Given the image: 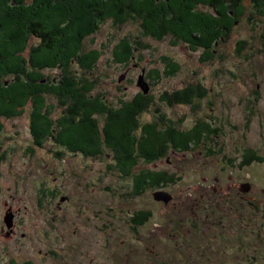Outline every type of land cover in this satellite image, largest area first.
I'll return each instance as SVG.
<instances>
[{"label": "rangeland", "instance_id": "1", "mask_svg": "<svg viewBox=\"0 0 264 264\" xmlns=\"http://www.w3.org/2000/svg\"><path fill=\"white\" fill-rule=\"evenodd\" d=\"M233 7L236 15L227 11L232 20H237L231 29V37L218 47L215 55L208 54L209 60L203 58L207 50H194L171 32L163 38L144 35L143 17L136 12H130L131 16L121 22L113 19L105 21L98 31L84 40L85 50H97L100 58L91 68L92 71L83 76L96 82L92 93L108 100L110 105H121L122 101L132 99L140 91L153 95V101H156L154 106L160 107L182 129L190 130L198 122L210 127L212 122L219 127V136L209 146L197 147L192 143L189 151L170 152L154 163H147L141 158V163L135 168V172L147 168L175 174L180 178L177 183L162 188L146 187L141 194L133 195L134 180L115 169L117 159L113 151L106 148L101 154L100 151L96 154L82 152L87 157L71 154L64 150L63 142H59L55 136L41 137L39 145L32 130L35 114L25 109L24 113L2 116L0 120V203L7 201L14 206L23 205L21 199L34 200L40 191L57 186L60 190L66 187V192L71 191L79 199L83 194L79 192L83 188L88 191L85 197L90 199L92 210L101 203L108 223L112 221L107 229L109 243L120 246L129 243L124 254L131 259L126 260V257L123 264H132V261L133 264H164L169 252L178 256L182 253L184 259L192 264H203L206 257L216 260L221 256L230 261L233 255L238 259L235 264H264L254 248L260 242L264 245V231L263 236H247V244L251 243L252 255L254 253L255 256L244 261L245 256L231 248L237 244L229 238L222 239L216 233L215 224L212 225L213 233L206 230L203 234H196L193 226L196 216L201 217L202 209L197 208L193 212L190 208L196 201L203 205L206 203L208 209L204 212L212 222L219 213L228 215L233 209L242 212L248 203L242 196L239 197L237 190L240 182H249L250 199L262 203L261 218L256 219L257 226L264 224V161H255L247 168L241 165L244 160L241 154L248 149L264 158V19L257 15L252 17L254 11L248 7L244 10L234 3ZM201 10L213 12L208 6H201ZM228 15L220 17L221 20ZM168 24L171 25V21ZM202 24L206 29L204 21ZM194 28L186 30L193 33ZM124 38L128 41L139 40L144 46L126 64L117 61L114 55V49H119ZM240 41L244 42L245 47L238 54ZM167 57L171 64L177 65L175 75L165 74ZM74 67L81 73L86 72L77 65ZM143 67L149 77L144 76ZM61 72L59 68L45 70L46 75L55 77ZM142 75L148 86L147 92L138 85ZM197 83L208 89V97L197 101L199 105L193 109L187 105L169 106L159 100L160 94L165 91ZM49 102L54 118L68 113L66 104L54 98ZM76 116L72 117L78 121ZM153 117L152 107L142 113L140 119L144 123L153 120ZM158 190L174 194L173 199L169 203L156 201L153 194ZM225 201L232 203L233 208H230V204L224 208ZM29 205L34 209L31 201ZM52 209V204L49 208H43V215H51ZM115 209L118 217L110 215ZM139 210L154 213L149 226L141 230L140 235L129 226L130 216ZM93 223L94 220L87 224L91 226L92 240L99 238L97 225ZM189 226L192 231L188 235L195 241L179 239L183 236L181 231L187 232ZM30 231L33 233L32 229ZM22 232L23 229L17 228L15 240L0 242V251L8 252L7 257L1 255L5 256L1 264H44L42 257L47 255L43 243L36 236L29 238L28 234L22 237ZM152 246L167 250L163 251L159 261L157 258L152 260ZM210 246L214 249H210ZM157 247L154 251H157ZM263 252L264 247L259 254ZM109 255L107 249L102 254L103 259H108Z\"/></svg>", "mask_w": 264, "mask_h": 264}, {"label": "trees", "instance_id": "2", "mask_svg": "<svg viewBox=\"0 0 264 264\" xmlns=\"http://www.w3.org/2000/svg\"><path fill=\"white\" fill-rule=\"evenodd\" d=\"M233 3L237 8L243 7L245 10L248 7L254 11L252 17L257 15L264 19V0H0V120L2 116L24 113L25 109H29L35 114L32 130L36 141L39 143L41 137L55 136L71 152L77 151L79 146H101L105 142L117 159L115 169L134 180L133 195L141 194L146 187L162 188L177 183L180 178L175 174L147 168L135 172V168L141 163V158L147 163H154L170 152L189 151L192 143L197 147L209 146L219 136V127L212 122V127L198 122L190 130L182 129L160 107L154 106L156 101H153V95L140 91L132 99L122 101L120 106L110 105L107 100L92 93L96 82L83 76L92 71L100 58L97 50H85L84 40L98 31L105 21L113 19L121 22L136 12L143 17L144 35L163 38L171 32L192 49L207 50L203 58L209 60L208 54L215 55L218 47L231 37V29L237 20H232L227 11L237 14ZM201 6H208L213 12L202 11ZM223 15L228 16L221 20ZM170 21L171 25L168 24ZM191 27H195V31L188 33ZM238 45L237 53L240 54L245 44L240 41ZM141 47L144 46L139 40L128 41L124 38L119 49H114L115 58L126 64L136 57ZM74 65L86 72H79ZM53 68H59L61 76L45 74V70ZM176 71L177 65L171 64L167 57L165 74L175 75ZM207 95L208 89L197 83L165 91L160 94L159 100L169 106L187 105L193 109L199 105L197 101L204 100ZM51 98L66 104L68 113L54 118L49 104ZM152 107L153 120L142 123V113ZM97 120L102 121V128ZM98 151L100 149L91 147L84 152L96 154ZM241 155L244 158L241 165L245 168L255 161H264L252 149L245 150ZM245 184L251 185L240 182L237 190L239 197L242 196L248 203L242 212L233 209L228 215L219 213L212 222L204 212L208 209L206 203L203 205L196 201L190 206L193 212L197 208L202 209L201 217L196 216L193 226L196 234H203L206 230L213 233L212 225L215 224L216 233L222 239L229 238L237 244L231 248L235 253L244 255V261L255 256L254 253L252 255L251 243L247 244V236H263L264 231V224L259 227L256 221L261 218L262 203L250 199L251 188L246 191ZM227 204L233 208L228 201L223 203V207ZM153 215L151 210L135 211L130 216V228L140 235ZM189 227L187 232L181 229L183 236L179 239L195 241L188 235L192 231V227ZM243 242L245 244L241 245ZM127 245L129 243L121 246L110 244L108 259L117 264H123L126 257V260L131 259L124 254ZM156 247L152 246L150 254L152 260L157 258L159 261L163 251L167 250L157 247V251H154ZM263 247V242L254 247L260 260H264V252L259 254ZM236 248L239 249L236 251ZM197 251L200 253L199 249ZM174 255V252H169L164 264H192L184 259L182 253L180 256ZM234 258L233 255V260L228 261L221 256L216 260L206 257L203 264H235L238 259Z\"/></svg>", "mask_w": 264, "mask_h": 264}, {"label": "flooded vegetation", "instance_id": "3", "mask_svg": "<svg viewBox=\"0 0 264 264\" xmlns=\"http://www.w3.org/2000/svg\"><path fill=\"white\" fill-rule=\"evenodd\" d=\"M143 72L144 76H148L144 67ZM147 76L146 81H148ZM107 102L109 101L107 100ZM101 122H98L100 128L103 127ZM106 145L105 142L101 146L87 144L83 148L79 146L75 152L69 151V148H66L67 145L63 144L62 147L71 154H82L87 157L82 152H87L91 147H94L100 149L101 154L108 148ZM53 188L40 191L37 196L35 195V198L32 196L34 200L29 198L34 209H31L30 201L26 198L21 199L23 205L14 206L7 201H4L3 204L0 203V242L2 240H9V242L15 240L14 237L18 228L19 230L23 229L22 237H26L28 234L29 238L36 236V239L43 243L47 255L42 257L44 264H53V262L56 264H117L110 259H103L102 256L110 247L107 229L108 224L112 222L108 223L107 214L101 210L102 204L100 203L98 208L92 210L90 199L85 197L88 191L83 188H81L82 192H79L83 193L79 199L71 191L66 192V187H62L60 190V187L57 186L52 191ZM51 204L53 205L52 214L44 216L43 208H49ZM116 211L115 209L114 213L112 212L110 215L116 216ZM92 220H94L93 225H97L96 231H99V238L94 240L90 238L91 226H87V224L92 223ZM147 226H149V222L146 223L144 230ZM30 229L33 230V233ZM40 252L43 253L42 250ZM1 255L7 257L8 252L0 251V261L5 257H1Z\"/></svg>", "mask_w": 264, "mask_h": 264}, {"label": "water", "instance_id": "4", "mask_svg": "<svg viewBox=\"0 0 264 264\" xmlns=\"http://www.w3.org/2000/svg\"><path fill=\"white\" fill-rule=\"evenodd\" d=\"M144 76L142 75L139 82H138V85L141 86L143 89H144V92H147L148 91V86L143 78ZM145 86V87H144ZM251 188V185L250 184H245V190L246 191H249ZM154 197L157 201H164L165 203H169V201L172 199V195L169 194L168 192L166 191H163V190H160V191H156L154 193Z\"/></svg>", "mask_w": 264, "mask_h": 264}]
</instances>
